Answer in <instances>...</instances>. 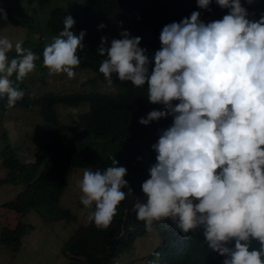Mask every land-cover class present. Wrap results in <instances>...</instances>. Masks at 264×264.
I'll return each mask as SVG.
<instances>
[{
	"label": "clouds",
	"instance_id": "obj_1",
	"mask_svg": "<svg viewBox=\"0 0 264 264\" xmlns=\"http://www.w3.org/2000/svg\"><path fill=\"white\" fill-rule=\"evenodd\" d=\"M210 2L197 0L202 8ZM215 3L229 10L222 19L206 23L193 11L165 25L152 58L140 47L142 38L127 30L122 38L101 37L99 72L108 85L114 75L135 87L147 83L148 100L162 110H151L139 123L173 119L152 145L157 155L142 183L145 200L134 204L146 230L155 231L161 220L185 238L202 229L207 247L226 257L223 264H264V13L250 19L242 0ZM0 13L7 20L2 7ZM63 25L43 50V66L50 75L74 78L86 30L76 35L71 15ZM22 45L0 36V98L8 108L24 97L11 78L22 82L40 58ZM111 160L104 169L85 170L79 182L81 203L94 205L88 219L100 229L111 225L133 193L128 169L117 166L115 156Z\"/></svg>",
	"mask_w": 264,
	"mask_h": 264
},
{
	"label": "trees",
	"instance_id": "obj_2",
	"mask_svg": "<svg viewBox=\"0 0 264 264\" xmlns=\"http://www.w3.org/2000/svg\"><path fill=\"white\" fill-rule=\"evenodd\" d=\"M32 1L42 10L40 17L45 15L43 7L52 8L45 34L40 39L26 40L22 45L40 57L35 61V69L48 71L43 66V50L53 34L58 35L63 30L64 18L71 15L75 20L72 31L79 35L86 30L84 47L78 50L81 59L78 67L94 73L89 80L93 86L75 92L51 91L34 96L25 84L27 77L22 82L16 81L15 75L11 78L14 86L24 91V97L12 108L7 107L6 97H2L0 109L39 107L44 130L39 132V140L36 138L39 145L33 162L24 161L26 152L13 144L7 132L0 135L3 140L0 157L6 168L4 175L0 173V189L19 187L17 194L0 206L6 205L20 214L15 227H2L0 238L8 247L19 249L26 236L22 219L30 211L41 214L46 223L77 220L70 208L60 205L70 184L71 170L104 169L112 165L111 157L115 156L119 162L117 166L128 169L125 179L133 193L118 206L108 228H97L88 219L66 239L62 252L68 258L67 264H116V260L133 247L137 237L149 233L144 222L137 219L134 204L145 200L142 183L150 178V162L154 163L151 158L156 159L157 155L152 145L158 141L160 130L171 126L173 119L162 117L148 125L139 123V119L151 110H162L161 104L148 100L147 83L135 87L114 75L110 91L94 89V83L100 76L104 77L99 72L103 59L98 52L101 37H108L109 41L122 38L120 33L127 30L132 36L142 38L140 47L147 49L146 54L152 58L161 47L159 36L165 25L180 22L193 11L201 12L200 19L207 23L222 19L229 10L219 7L215 0H211L207 8L200 7L197 0H60L58 5L55 4L57 0ZM242 4L248 9L250 19L258 20L264 13V0H252L251 3L242 0ZM101 24L106 27L100 28ZM8 55L11 59L16 53L13 50ZM150 68H154V60ZM58 104L73 108L87 104L88 107L80 112L78 122L70 125L61 120ZM123 190L128 191L127 188ZM93 209L87 210V217ZM165 221L155 223L152 232L161 242L157 241L152 250L126 264H223L226 257L207 247L202 229L185 238L172 222L165 228ZM258 246L253 241L252 247Z\"/></svg>",
	"mask_w": 264,
	"mask_h": 264
},
{
	"label": "rangeland",
	"instance_id": "obj_3",
	"mask_svg": "<svg viewBox=\"0 0 264 264\" xmlns=\"http://www.w3.org/2000/svg\"><path fill=\"white\" fill-rule=\"evenodd\" d=\"M57 0L55 4H60ZM0 7L7 13V20H3L0 13V36L8 37L13 44L17 41H33L40 39L45 34L46 24L52 8L43 7L45 15L40 17V10L32 0H0ZM56 36V34H53ZM75 77L68 78L66 73L49 74L44 69H35L25 79L29 93L40 96L46 92L68 93L92 88L89 82L94 73L88 69L76 68ZM100 76V75H99ZM112 85H108L104 77L94 83V89L98 91H110ZM85 107L75 108L58 104L57 110L61 120L70 125L78 122L79 114L85 111ZM81 108V109H80ZM42 119L39 115V107H16L9 110L0 109V135L7 132L14 145H19L26 152L25 162L35 160V149L39 145L38 135L43 132ZM3 140L0 138V144ZM4 146V144H3ZM89 169L73 168L70 175V184L65 189L60 205L68 207L77 216V220H60L46 223L41 214L30 211L22 219L25 224L23 245L19 249L8 247L0 238V264H67L68 258L62 252L66 239L82 223L88 221L87 210L81 203L82 192L79 182L83 172ZM0 173L4 175L6 168L0 157ZM19 187L4 186L0 189V204L12 199L18 192ZM20 214L8 206H0V231L3 226L15 227ZM29 225L32 228L29 229ZM161 242L154 233H147L137 237L133 247L122 254L116 264H126L134 258L152 250L156 243ZM148 255V254H147ZM146 255V256H147Z\"/></svg>",
	"mask_w": 264,
	"mask_h": 264
}]
</instances>
